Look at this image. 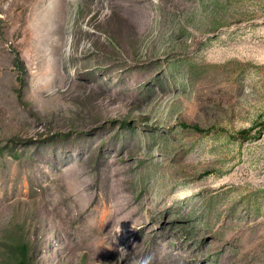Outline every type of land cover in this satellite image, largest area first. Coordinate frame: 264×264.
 <instances>
[{"label":"rangeland","instance_id":"rangeland-1","mask_svg":"<svg viewBox=\"0 0 264 264\" xmlns=\"http://www.w3.org/2000/svg\"><path fill=\"white\" fill-rule=\"evenodd\" d=\"M0 264H264V0H0Z\"/></svg>","mask_w":264,"mask_h":264},{"label":"trees","instance_id":"trees-1","mask_svg":"<svg viewBox=\"0 0 264 264\" xmlns=\"http://www.w3.org/2000/svg\"><path fill=\"white\" fill-rule=\"evenodd\" d=\"M249 131H250L249 129H247V130H243V131H242L243 136H244V135H245V137L248 136ZM26 248H27L26 245H20V246H19L20 253L25 254V252H26ZM22 262H23V261H22Z\"/></svg>","mask_w":264,"mask_h":264}]
</instances>
